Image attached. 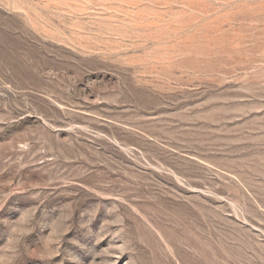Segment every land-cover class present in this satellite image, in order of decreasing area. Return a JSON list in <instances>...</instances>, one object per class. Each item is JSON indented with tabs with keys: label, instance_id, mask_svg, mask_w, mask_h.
Wrapping results in <instances>:
<instances>
[{
	"label": "rangeland",
	"instance_id": "374dc122",
	"mask_svg": "<svg viewBox=\"0 0 264 264\" xmlns=\"http://www.w3.org/2000/svg\"><path fill=\"white\" fill-rule=\"evenodd\" d=\"M4 264H264V0H0Z\"/></svg>",
	"mask_w": 264,
	"mask_h": 264
},
{
	"label": "clouds",
	"instance_id": "9594fccd",
	"mask_svg": "<svg viewBox=\"0 0 264 264\" xmlns=\"http://www.w3.org/2000/svg\"><path fill=\"white\" fill-rule=\"evenodd\" d=\"M5 259H7V258H0V264H4ZM9 264H10V262H9Z\"/></svg>",
	"mask_w": 264,
	"mask_h": 264
}]
</instances>
